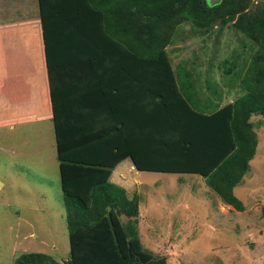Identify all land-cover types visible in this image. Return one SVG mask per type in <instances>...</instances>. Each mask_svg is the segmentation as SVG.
Returning a JSON list of instances; mask_svg holds the SVG:
<instances>
[{
  "label": "trees",
  "instance_id": "16d2710c",
  "mask_svg": "<svg viewBox=\"0 0 264 264\" xmlns=\"http://www.w3.org/2000/svg\"><path fill=\"white\" fill-rule=\"evenodd\" d=\"M260 3L39 0L35 64L37 74L47 76L51 108L38 110L36 118L55 124L71 250L64 264H168L167 256L153 254L140 239L141 198L111 182L113 170L126 160L139 172L200 175L224 204L245 211L235 189L259 145L251 119L264 117ZM184 24L203 35L232 26L245 38L224 62L229 84L240 80L243 92L217 112L227 120H67L71 102L80 99L81 112L116 97L152 110L187 107L192 96L176 73L184 69L174 68L168 51ZM27 62L28 69L32 61ZM15 264L60 263L47 254L25 253Z\"/></svg>",
  "mask_w": 264,
  "mask_h": 264
},
{
  "label": "rangeland",
  "instance_id": "374dc122",
  "mask_svg": "<svg viewBox=\"0 0 264 264\" xmlns=\"http://www.w3.org/2000/svg\"><path fill=\"white\" fill-rule=\"evenodd\" d=\"M255 4H261L260 0ZM244 40L232 26L203 35L184 24L168 51L176 69L215 70L223 102H228L243 92L240 80L235 88L226 82L224 71L229 65L224 62L244 46ZM251 121L259 145L248 174L235 189L244 212L225 206L200 175L143 172L137 176L142 198L138 232L147 250L167 256L168 264H264V117L253 116ZM52 126L38 123L26 131L24 142L15 132L0 131V182H4L0 186V264H15L25 253L47 254L60 264L70 259ZM8 133L9 142L4 137ZM10 143L16 145L13 152L7 151L13 146Z\"/></svg>",
  "mask_w": 264,
  "mask_h": 264
},
{
  "label": "crops",
  "instance_id": "0c3cea01",
  "mask_svg": "<svg viewBox=\"0 0 264 264\" xmlns=\"http://www.w3.org/2000/svg\"><path fill=\"white\" fill-rule=\"evenodd\" d=\"M40 17L39 0H0V120L5 121L0 131L3 134L5 131L15 132L22 142L26 139V131L38 123L51 122L56 137L52 119L37 121L36 118L38 110L51 108L47 76L45 73L37 74L36 66L37 20ZM27 60L32 61V68L25 67ZM201 70L195 68L176 71L180 73L182 81L187 84L190 97L192 96V100L187 101V107L182 105L177 109L152 110L133 100L116 97L113 103L106 102L107 107L102 104V108L81 112L77 111L81 110L78 108L80 99L71 102L73 112L67 113L70 115L67 120H227L218 116L217 112L241 96L234 101L223 102L215 70ZM226 82L230 85L229 80ZM235 86L236 84L230 85L231 88ZM110 106L113 108H108ZM4 137L8 142L11 141L9 133ZM10 144L13 146H9L7 151L13 152L16 145ZM127 163L128 168H124ZM141 173L143 172L137 171L131 160H126L113 170L111 182L125 188L130 197L138 195L141 198L137 190V185L141 184L137 176ZM1 183L3 186L4 182ZM217 203L223 206L219 201ZM225 206L232 209L231 206Z\"/></svg>",
  "mask_w": 264,
  "mask_h": 264
},
{
  "label": "water",
  "instance_id": "95a60500",
  "mask_svg": "<svg viewBox=\"0 0 264 264\" xmlns=\"http://www.w3.org/2000/svg\"><path fill=\"white\" fill-rule=\"evenodd\" d=\"M223 0H209L210 4L212 6L218 5L222 2ZM2 185V183L0 182V186Z\"/></svg>",
  "mask_w": 264,
  "mask_h": 264
}]
</instances>
